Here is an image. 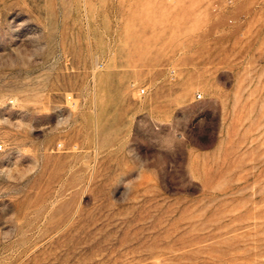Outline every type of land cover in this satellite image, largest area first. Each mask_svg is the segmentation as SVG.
Instances as JSON below:
<instances>
[{"label": "rangeland", "instance_id": "rangeland-1", "mask_svg": "<svg viewBox=\"0 0 264 264\" xmlns=\"http://www.w3.org/2000/svg\"><path fill=\"white\" fill-rule=\"evenodd\" d=\"M0 264H264V0H0Z\"/></svg>", "mask_w": 264, "mask_h": 264}, {"label": "built area", "instance_id": "built-area-1", "mask_svg": "<svg viewBox=\"0 0 264 264\" xmlns=\"http://www.w3.org/2000/svg\"><path fill=\"white\" fill-rule=\"evenodd\" d=\"M143 93H144V90H143V89H141V90H140V94H143Z\"/></svg>", "mask_w": 264, "mask_h": 264}]
</instances>
